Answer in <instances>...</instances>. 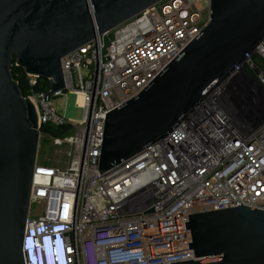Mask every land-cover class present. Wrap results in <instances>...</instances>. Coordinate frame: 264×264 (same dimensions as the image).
Listing matches in <instances>:
<instances>
[{
    "label": "built area",
    "instance_id": "1",
    "mask_svg": "<svg viewBox=\"0 0 264 264\" xmlns=\"http://www.w3.org/2000/svg\"><path fill=\"white\" fill-rule=\"evenodd\" d=\"M210 21L211 0H162L66 55V90L47 103L46 93L27 96L40 137L66 147L67 165L37 157L23 248L60 238L66 264H171L196 260L190 214L242 204L264 210V42L170 135L99 170L107 113L149 87ZM28 77L35 86L37 77ZM69 94L84 98L80 122L57 109L56 98ZM44 125L70 133L42 134ZM23 254L25 264H45L35 248Z\"/></svg>",
    "mask_w": 264,
    "mask_h": 264
},
{
    "label": "water",
    "instance_id": "2",
    "mask_svg": "<svg viewBox=\"0 0 264 264\" xmlns=\"http://www.w3.org/2000/svg\"><path fill=\"white\" fill-rule=\"evenodd\" d=\"M160 1L0 0V264H25L40 140L36 107L14 79L13 61L27 75L48 80L47 103L66 90V55ZM203 31L149 87L107 113L101 173L170 135L264 42V0H211ZM185 224L196 260L171 264H264V210L242 204L190 214Z\"/></svg>",
    "mask_w": 264,
    "mask_h": 264
},
{
    "label": "rangeland",
    "instance_id": "3",
    "mask_svg": "<svg viewBox=\"0 0 264 264\" xmlns=\"http://www.w3.org/2000/svg\"><path fill=\"white\" fill-rule=\"evenodd\" d=\"M112 35L113 34H111V37ZM82 71L86 76L89 73L90 68L83 67ZM56 99L57 109L59 111H63L66 118L74 122H80L83 120L85 102L82 96L69 94L67 99L65 97H59ZM65 149L66 147L58 148L52 145L51 140L40 137L38 146V162L44 165L65 166L67 165ZM31 210L32 212L38 210L36 204L31 206Z\"/></svg>",
    "mask_w": 264,
    "mask_h": 264
},
{
    "label": "trees",
    "instance_id": "4",
    "mask_svg": "<svg viewBox=\"0 0 264 264\" xmlns=\"http://www.w3.org/2000/svg\"><path fill=\"white\" fill-rule=\"evenodd\" d=\"M12 74L14 79L19 83L21 92L24 97L29 96L31 92L37 93H47L49 91V82L44 78H37V84L32 86L30 84V79L25 73L24 69L17 67L15 65V60L13 61ZM42 134H47L56 138H63L70 133V128L65 127H53L51 125H44L41 129Z\"/></svg>",
    "mask_w": 264,
    "mask_h": 264
},
{
    "label": "clouds",
    "instance_id": "5",
    "mask_svg": "<svg viewBox=\"0 0 264 264\" xmlns=\"http://www.w3.org/2000/svg\"><path fill=\"white\" fill-rule=\"evenodd\" d=\"M58 231L61 230L59 229ZM36 243L37 242L33 240L31 246L29 248L24 247L23 250L35 248L36 258L45 264H66L68 262L70 253L60 238H55L54 241L48 238H41L40 248H38Z\"/></svg>",
    "mask_w": 264,
    "mask_h": 264
}]
</instances>
